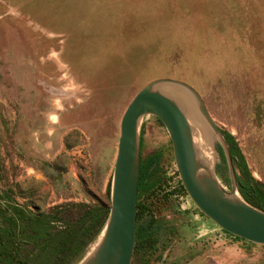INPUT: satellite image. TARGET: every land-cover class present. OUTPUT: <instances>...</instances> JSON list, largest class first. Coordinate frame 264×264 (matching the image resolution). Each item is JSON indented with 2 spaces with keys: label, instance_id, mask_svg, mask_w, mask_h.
Returning <instances> with one entry per match:
<instances>
[{
  "label": "rangeland",
  "instance_id": "obj_1",
  "mask_svg": "<svg viewBox=\"0 0 264 264\" xmlns=\"http://www.w3.org/2000/svg\"><path fill=\"white\" fill-rule=\"evenodd\" d=\"M161 79L197 92L264 194V0H0V213L18 206L61 219L54 232L110 210L121 117ZM139 135L140 165H155L137 225L163 229L131 264H264V247L196 209L161 121L144 116Z\"/></svg>",
  "mask_w": 264,
  "mask_h": 264
},
{
  "label": "water",
  "instance_id": "obj_2",
  "mask_svg": "<svg viewBox=\"0 0 264 264\" xmlns=\"http://www.w3.org/2000/svg\"><path fill=\"white\" fill-rule=\"evenodd\" d=\"M178 91L192 102L211 136L212 153L222 150L230 184L227 193L216 178L215 166L203 159L183 110L167 91ZM157 117L165 127L182 187L196 209L220 230L247 243L264 247V212L237 196L228 146L197 92L189 85L161 79L147 84L124 111L114 164L111 207L101 237L80 264H131L136 241V204L140 163V122Z\"/></svg>",
  "mask_w": 264,
  "mask_h": 264
},
{
  "label": "trees",
  "instance_id": "obj_3",
  "mask_svg": "<svg viewBox=\"0 0 264 264\" xmlns=\"http://www.w3.org/2000/svg\"><path fill=\"white\" fill-rule=\"evenodd\" d=\"M222 136L229 149L238 192L245 203L264 212V194L256 187L238 146L229 134L222 133ZM218 154L220 162L216 165V174L221 175L223 182L230 187L220 147ZM154 165V160L145 165L139 163L137 199L152 186L150 180ZM12 210L13 214L9 218L0 213V264H78L97 241L109 215L108 207L87 210L77 219L64 223L62 228L52 232V225L60 223L61 219H52L46 214H35L18 206L12 207ZM137 216L138 212L134 252L141 245H151L163 229L154 220L138 226ZM23 246L31 248L24 256L21 255Z\"/></svg>",
  "mask_w": 264,
  "mask_h": 264
},
{
  "label": "bare ground",
  "instance_id": "obj_4",
  "mask_svg": "<svg viewBox=\"0 0 264 264\" xmlns=\"http://www.w3.org/2000/svg\"><path fill=\"white\" fill-rule=\"evenodd\" d=\"M167 93L177 101L183 110L196 138V143L201 151L203 159L210 167L214 158L211 149V136L197 118L192 102L181 92L167 91Z\"/></svg>",
  "mask_w": 264,
  "mask_h": 264
}]
</instances>
